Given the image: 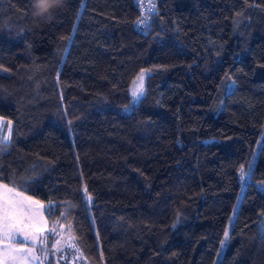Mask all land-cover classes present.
<instances>
[{
	"label": "trees",
	"instance_id": "trees-1",
	"mask_svg": "<svg viewBox=\"0 0 264 264\" xmlns=\"http://www.w3.org/2000/svg\"><path fill=\"white\" fill-rule=\"evenodd\" d=\"M35 2L0 0V182L87 264H214L264 131V0H157L143 31L135 0ZM219 264H264V135Z\"/></svg>",
	"mask_w": 264,
	"mask_h": 264
},
{
	"label": "snow or ice",
	"instance_id": "snow-or-ice-1",
	"mask_svg": "<svg viewBox=\"0 0 264 264\" xmlns=\"http://www.w3.org/2000/svg\"><path fill=\"white\" fill-rule=\"evenodd\" d=\"M33 7L36 9V14L42 15L44 12L48 11V6L44 0H37L33 4ZM142 7H144L142 5ZM146 7L149 9H154V5L148 4ZM147 17H142L139 21L140 24L146 22ZM135 89L132 92L133 98H138L143 93V73L138 77ZM3 127L7 128V136L0 134V142L9 140L11 137V121H7ZM241 176L247 175L243 168H241ZM0 188H3L4 194L2 203H0V238H2V252H0V264H28L29 260H38L39 258L35 255V246L37 241L40 242L43 247L46 244V237H41V233L46 231L45 228L41 227L43 223V218L37 220L36 214L31 212V209L24 211L23 209L26 205L22 201H28L29 204H34L37 206L39 202L31 201L30 198L23 197L22 199H17L20 197L19 193L14 192L12 189H9L7 185H2ZM85 198V202L91 201V195L87 193L86 188L81 193ZM52 210V205H49V211ZM63 216V214H62ZM63 230V226H61ZM49 234H55V229L48 230ZM225 239L228 238V232H225ZM69 241L73 240L74 237L69 236ZM19 241L21 244L31 243L33 247H16L12 241ZM61 241L56 240L55 245L57 251H60L58 245ZM69 247L75 249L76 252H79L78 248H75L74 244H69ZM223 247V245H222ZM47 254L45 253V256ZM42 264V262H41Z\"/></svg>",
	"mask_w": 264,
	"mask_h": 264
},
{
	"label": "rangeland",
	"instance_id": "rangeland-1",
	"mask_svg": "<svg viewBox=\"0 0 264 264\" xmlns=\"http://www.w3.org/2000/svg\"><path fill=\"white\" fill-rule=\"evenodd\" d=\"M143 93L142 95H140L138 98H133L132 96V103L133 104H138L140 102V100L142 99L144 92H145V87H144V82H145V76H146V70H143ZM141 73L139 74L138 77H140ZM138 77L135 79V81H137ZM134 81V82H135ZM132 84L131 86V95L133 90L136 87V84ZM264 129V128H263ZM8 133H5V136H7ZM263 135H264V131L261 135V137L259 138L257 145L255 147L254 153H253V157L250 161L249 164V169L248 171H245L247 173V175L243 176V180H245V182L242 185V189H241V194L239 196L237 205L235 210L232 213L231 219L229 221L228 224V228L227 231L228 235L229 232L231 230L232 224L235 220L236 214L238 212V208L240 206V202L242 200L244 191H245V187H246V181L250 178L251 176V172L256 164L257 161V157L260 153L261 147H262V139H263ZM30 198L31 201H37L39 202L40 206L34 205V204H29L28 201H22L26 207L23 209L24 211H28L29 209H31V212L36 214V218L37 220H40V218H43V223H41V227L45 228L46 231L44 233H41V237H46V244L43 245V247L41 246L40 242L37 241V244L35 246V255L39 258L38 260H29L28 264H87L86 258L84 256V254L82 253L81 248L79 247V245L76 242V238L75 236L71 233L70 228L68 227V225L66 224V222L61 221V222H56L54 225H52L46 214H45V206L42 202H40L37 199L31 198V197H27ZM61 226H63V230H61ZM51 229H55V234H49L48 230ZM72 236L74 237L73 240L69 241L68 237ZM56 240H60L61 243L60 245H58L57 247H59L60 251H57L56 248H54L53 246L56 243ZM227 239L224 238V240L221 243V246L219 248L216 260L214 264H219L221 261V258L223 256L224 250H225V244H226ZM3 241L2 238H0V245H2ZM12 243L16 246V247H33V245L29 242L27 244H21L19 241H12ZM74 244L75 248L79 249V252H76L74 248L69 247V244ZM223 245V247H222ZM2 247H0V252H2ZM45 253L47 254L45 256Z\"/></svg>",
	"mask_w": 264,
	"mask_h": 264
},
{
	"label": "built area",
	"instance_id": "built-area-1",
	"mask_svg": "<svg viewBox=\"0 0 264 264\" xmlns=\"http://www.w3.org/2000/svg\"><path fill=\"white\" fill-rule=\"evenodd\" d=\"M135 2L140 9V17L136 21V28L139 31H143L145 28H149L151 26L153 18L158 11L157 0H135ZM148 4L154 5V9L146 7ZM142 5L144 7H142ZM142 17H147L144 24L139 23Z\"/></svg>",
	"mask_w": 264,
	"mask_h": 264
},
{
	"label": "crops",
	"instance_id": "crops-1",
	"mask_svg": "<svg viewBox=\"0 0 264 264\" xmlns=\"http://www.w3.org/2000/svg\"><path fill=\"white\" fill-rule=\"evenodd\" d=\"M3 125H4V119H3L2 117H0V134H1L2 129H3ZM2 185H6V184L0 182V186H2ZM7 186H8V185H7ZM8 188H9V189H12L14 192L20 194V197H17V199H22L23 197H31V196H28V195H26V194L20 192V191H17V190H15V189H13V188L10 187V186H8ZM3 194H4V190H3V188H0V203H2ZM31 198H33V197H31ZM34 199H35V198H34Z\"/></svg>",
	"mask_w": 264,
	"mask_h": 264
},
{
	"label": "clouds",
	"instance_id": "clouds-1",
	"mask_svg": "<svg viewBox=\"0 0 264 264\" xmlns=\"http://www.w3.org/2000/svg\"><path fill=\"white\" fill-rule=\"evenodd\" d=\"M63 0H51L49 4V9H54L62 4Z\"/></svg>",
	"mask_w": 264,
	"mask_h": 264
}]
</instances>
